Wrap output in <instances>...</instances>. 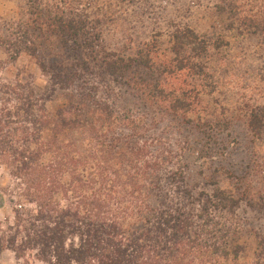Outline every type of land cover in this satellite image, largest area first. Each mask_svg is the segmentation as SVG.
<instances>
[{
	"label": "trees",
	"instance_id": "1",
	"mask_svg": "<svg viewBox=\"0 0 264 264\" xmlns=\"http://www.w3.org/2000/svg\"><path fill=\"white\" fill-rule=\"evenodd\" d=\"M89 1L24 0L27 19L0 37L11 62L28 56L49 84L41 91L21 76L2 78L0 61V165L17 181L21 201L13 224L0 229V254L10 250L23 264H264V236L249 259L238 222L244 204L264 210V195L242 199L232 189L190 187L179 159L143 137L144 119L118 109L90 83L99 77L94 67L83 62L65 71L51 60L48 46L55 44L76 56L93 54L100 22L88 12L97 0ZM254 1L218 0L213 8L228 15L229 30L238 21L264 35V8L246 15ZM256 3L264 7V0ZM172 43V74L204 72L205 36L179 26ZM107 66L121 78L141 74L133 77L152 99L202 130L209 143L229 132L219 100L196 87L162 88L151 52ZM57 91L68 102L53 113L48 102ZM248 127L264 160V106L251 111Z\"/></svg>",
	"mask_w": 264,
	"mask_h": 264
},
{
	"label": "rangeland",
	"instance_id": "2",
	"mask_svg": "<svg viewBox=\"0 0 264 264\" xmlns=\"http://www.w3.org/2000/svg\"><path fill=\"white\" fill-rule=\"evenodd\" d=\"M217 1L97 0L88 10L91 19L100 22L96 25L100 35L93 54L76 56L74 51L62 50L57 44L48 46L47 52L51 60L63 64L65 71H69L72 64L83 62L94 67L99 77H87L90 83L110 97L118 109L144 119L143 137L155 140L158 148H167L179 159L190 187L211 192L218 186L234 190L242 199L252 195L257 200L260 194L264 195V160L253 143L248 122L251 111L264 106V35L247 29L238 21L234 29L229 30L228 15L213 8ZM256 2L246 9V15H262L264 7ZM26 19L24 0H0L1 38H5L12 24ZM185 25L196 29L209 41L208 52L200 60L204 66L202 74L169 71L174 69L172 34L176 27ZM140 50L151 52L154 67L162 74V88L172 91L196 87L211 96L205 95L206 99L215 98L227 106L229 132L215 135L214 142L209 143L202 130L171 112L165 103L152 99L149 91L141 87L140 80L133 77L141 74L113 76L107 66L109 60L135 56ZM0 61L2 78L21 76L31 80L41 91L48 88L47 76L28 56L11 62L7 52L0 48ZM135 80L137 84L133 83ZM67 102L66 93L57 91L48 102V108L54 113ZM19 200L17 181L0 165L1 230L13 224V212L16 204L21 203ZM238 222L242 229L241 243L246 247L248 258H253L258 240L264 236V210L254 212L244 204L238 212ZM0 264L23 262L6 250L0 254Z\"/></svg>",
	"mask_w": 264,
	"mask_h": 264
}]
</instances>
